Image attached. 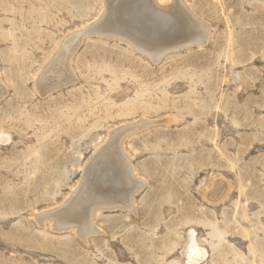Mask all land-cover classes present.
Here are the masks:
<instances>
[{"label": "rangeland", "instance_id": "1", "mask_svg": "<svg viewBox=\"0 0 264 264\" xmlns=\"http://www.w3.org/2000/svg\"><path fill=\"white\" fill-rule=\"evenodd\" d=\"M180 3L204 40L181 22L153 61L83 34L74 80L40 94L63 41L104 3L0 0V264H264V0ZM114 132L128 172L123 192L101 199L112 206L96 207L97 232L39 225L33 216L72 197Z\"/></svg>", "mask_w": 264, "mask_h": 264}, {"label": "bare ground", "instance_id": "2", "mask_svg": "<svg viewBox=\"0 0 264 264\" xmlns=\"http://www.w3.org/2000/svg\"><path fill=\"white\" fill-rule=\"evenodd\" d=\"M102 1L104 3V11L100 16V20L92 24V26L89 25L90 27L67 37L53 60L42 72L37 80V89L40 94H45L59 85L70 83L74 80L68 68V57L71 50L74 52V48L83 34H101L105 37L124 40L135 50L146 54L153 61L158 60L162 56V52L167 49L163 47L164 42L174 38L175 33L180 32L179 23L182 27L181 22L187 24L190 20V22L194 23L189 29L197 32V37H194L196 39L195 42L198 43L204 40L206 36V25L196 20L188 10L186 13V8H181L182 3H180V0L179 4L176 2L178 7L176 6L173 12L172 10L167 11L168 7L161 6L158 0ZM177 14L182 17L181 21L174 18L175 16L178 17ZM116 17L118 18V23H113V19ZM107 24L111 26H107ZM182 30L187 32L186 28ZM3 94L5 92L0 85V97ZM145 124L146 122L142 121L135 122V124L131 125L130 130H133L132 127L136 130L138 126ZM121 131H124L123 133L128 132V130ZM115 133L112 136L115 137L113 144L111 143L112 145L108 146L107 151L99 157L95 155L93 159L87 162L83 180L72 193V197L58 209H52L33 216L39 225H42L46 219H50L54 229L62 231V229L73 228L82 239H85L89 234L97 232L91 224L92 217L96 213V207L98 205L112 206V202L110 204L102 201V197L105 200L108 195L123 192L119 191L123 185L121 183L122 178L119 175L121 173L124 174L126 169H124L119 159L115 158L119 156L117 152L121 146L122 137H120L121 134ZM128 181L131 184L133 180ZM137 182L134 181L131 186H136ZM129 205L130 202L127 199L126 206L130 207Z\"/></svg>", "mask_w": 264, "mask_h": 264}]
</instances>
